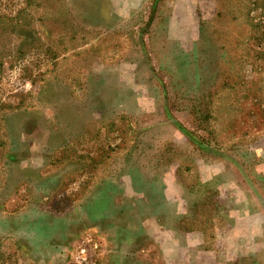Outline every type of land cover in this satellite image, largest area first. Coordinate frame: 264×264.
<instances>
[{"label": "rangeland", "instance_id": "obj_1", "mask_svg": "<svg viewBox=\"0 0 264 264\" xmlns=\"http://www.w3.org/2000/svg\"><path fill=\"white\" fill-rule=\"evenodd\" d=\"M0 264H264V0H0Z\"/></svg>", "mask_w": 264, "mask_h": 264}]
</instances>
